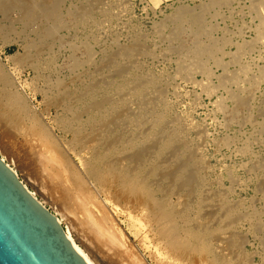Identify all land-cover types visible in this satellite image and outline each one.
Listing matches in <instances>:
<instances>
[{
  "label": "bare ground",
  "instance_id": "6f19581e",
  "mask_svg": "<svg viewBox=\"0 0 264 264\" xmlns=\"http://www.w3.org/2000/svg\"><path fill=\"white\" fill-rule=\"evenodd\" d=\"M160 1L152 0L155 6ZM65 2L0 0V47L17 43L23 48V52L9 55L6 60L0 54V143L7 154L50 198L70 229L114 264H152L149 259L155 264H248V240L244 233L235 231V226L247 218L240 211V203L232 205L223 199L224 195H211L203 189H199L195 203L193 188L199 176L190 173L193 164L176 153L173 141L155 135L160 119L154 120L140 140L135 135L128 136L132 123L140 131L146 130L145 115L124 112L126 99L113 103L111 93L100 96L92 87L84 91L76 87L75 78L70 81L60 77L59 64L53 66L58 80L46 77L44 86L37 87L36 80L44 78L49 65H45L42 56L43 43L58 44L60 30L68 27L67 18L81 20L90 15L86 7L75 14L74 4L64 11ZM253 2L261 16L258 36L253 41L237 43L228 38L229 27L205 24L195 9L177 10V20L186 23L196 39L210 29L223 32V37H213L211 46H199L197 52L198 57L208 53L210 62L223 70L218 76L220 87L239 85L249 74V68L242 65L232 72L226 58L232 64H240L246 54L256 53L257 43L264 42V0ZM210 3L212 8L221 6L218 0ZM62 10L60 17L51 22ZM42 26L46 27L42 30ZM184 30L180 26L176 32L181 34ZM233 45L236 51L231 48ZM88 46L90 61L96 63V56L101 53L91 44ZM119 48L120 56L138 51L121 45ZM70 62L76 67L81 63L73 58ZM110 67L103 64L101 68ZM210 67L199 59L185 70L198 84L195 72H202L211 80L215 72ZM27 69L33 70L36 78L33 83L21 84L19 75ZM121 73H127V69ZM263 76L252 81L250 92L260 89ZM152 84L153 80L142 81L134 91L140 95ZM33 86L34 94L30 96L28 90ZM130 86V80L121 84L126 90ZM217 89L210 87L208 91L216 93ZM242 92L247 91L240 88L238 94L232 95L238 108L245 103L239 98ZM39 94L45 98L38 107ZM224 101L225 98L218 99L220 109L224 108ZM186 204L194 206L193 211L188 212ZM121 218L131 221L142 247L130 237ZM66 232L75 249L88 264H93L70 231ZM143 248L148 254L143 253Z\"/></svg>",
  "mask_w": 264,
  "mask_h": 264
},
{
  "label": "rangeland",
  "instance_id": "374dc122",
  "mask_svg": "<svg viewBox=\"0 0 264 264\" xmlns=\"http://www.w3.org/2000/svg\"><path fill=\"white\" fill-rule=\"evenodd\" d=\"M218 1L221 6L212 8L211 0H161L158 6L152 0H66L64 11L67 12L66 9L74 4L77 6L73 8L75 14L86 7L90 9V15L81 20L73 16L67 18L68 27L60 30L58 44L43 43L42 56L45 65H49L43 73L44 78L37 79L36 83L37 87H43L46 77L57 81L59 75L53 66L59 64L62 66L59 68L60 77L70 81L75 78V86L83 91L92 87L100 96L111 93L113 103L126 99L122 110L135 115L143 113L147 120L143 132L134 123L128 124H131L128 136L135 135L139 140L152 128L154 120L160 119V129L155 135L173 141L176 153L193 164L190 173L199 176L193 188L195 203L199 189L211 195L222 194L223 199L232 205L238 201L241 213L247 218L235 226V231L244 233L248 240V264H264V79L260 89L250 92L252 81L264 74V42L257 43L256 53L246 54L240 64H232L226 58L232 72L238 71L242 65L249 68V74L239 85L220 87L218 76L223 74V70L210 62L208 53L198 57L197 52L199 46H211L213 37H223V32L210 29L196 39L193 30L177 20L180 8L192 12L195 9L194 13L199 12L197 14L202 15L205 24L221 23L223 27H229L228 38L232 43L253 41L261 24V16L253 0H232L229 5L224 4L226 0ZM34 2L36 4L40 0ZM63 10L50 21H56ZM180 26L185 30L178 34L176 30ZM45 27L42 26V30ZM88 44L101 53L96 56V63L90 61ZM119 45L138 51L120 56ZM231 48L236 51V46ZM18 52H23V48L17 43L0 47V54L5 60ZM70 57L74 61L79 60L80 66L71 65ZM199 59L211 66L215 76L208 80L204 73L197 71L194 78L200 83L195 84L185 68ZM103 64H108L110 68H101ZM8 68L12 69V66L8 64ZM124 68L127 73L123 74L121 71ZM35 78V72L27 69L19 75V82L33 83ZM125 80L132 82L127 90L121 87ZM145 80H153L154 84L139 95L134 88ZM34 86L28 90L30 96L34 94ZM210 87L218 88L216 93H210ZM240 88L247 92L239 93L240 100L245 103L238 108L232 95L238 94ZM220 97L225 98L223 109L217 105ZM44 98L43 94H39L38 107ZM53 113L56 115L55 110ZM57 132L63 135L61 131ZM0 156L15 169L26 187L63 220L65 230L70 231L76 244L93 264H114L70 229L50 198L7 154L1 143ZM194 206L186 204L187 211H193ZM121 220L125 221V228L133 241L142 247L131 221L127 218ZM143 253L148 254L145 248ZM149 261L155 264L151 259Z\"/></svg>",
  "mask_w": 264,
  "mask_h": 264
},
{
  "label": "water",
  "instance_id": "95a60500",
  "mask_svg": "<svg viewBox=\"0 0 264 264\" xmlns=\"http://www.w3.org/2000/svg\"><path fill=\"white\" fill-rule=\"evenodd\" d=\"M0 264H88L60 219L1 156Z\"/></svg>",
  "mask_w": 264,
  "mask_h": 264
}]
</instances>
